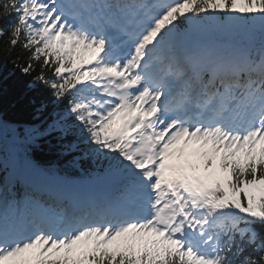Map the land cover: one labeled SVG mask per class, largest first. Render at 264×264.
<instances>
[{
	"label": "snow or ice",
	"instance_id": "obj_1",
	"mask_svg": "<svg viewBox=\"0 0 264 264\" xmlns=\"http://www.w3.org/2000/svg\"><path fill=\"white\" fill-rule=\"evenodd\" d=\"M0 45L47 113L24 139L103 182L23 158L0 264H264V0H0Z\"/></svg>",
	"mask_w": 264,
	"mask_h": 264
},
{
	"label": "trees",
	"instance_id": "obj_2",
	"mask_svg": "<svg viewBox=\"0 0 264 264\" xmlns=\"http://www.w3.org/2000/svg\"><path fill=\"white\" fill-rule=\"evenodd\" d=\"M0 67L4 69L0 76V125L12 135L15 130L21 131L18 126L31 124L36 117L37 113L31 102L36 94L26 91L25 78L19 73L10 74L11 66L3 60L2 54ZM45 154L46 149L38 152V157L41 158Z\"/></svg>",
	"mask_w": 264,
	"mask_h": 264
}]
</instances>
